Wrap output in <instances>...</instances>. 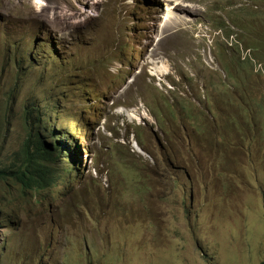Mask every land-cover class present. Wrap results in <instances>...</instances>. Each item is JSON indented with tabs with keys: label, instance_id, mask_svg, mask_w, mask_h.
<instances>
[{
	"label": "rangeland",
	"instance_id": "obj_1",
	"mask_svg": "<svg viewBox=\"0 0 264 264\" xmlns=\"http://www.w3.org/2000/svg\"><path fill=\"white\" fill-rule=\"evenodd\" d=\"M172 6L0 0V169L52 98L78 170L0 182V264H264V0Z\"/></svg>",
	"mask_w": 264,
	"mask_h": 264
},
{
	"label": "trees",
	"instance_id": "obj_2",
	"mask_svg": "<svg viewBox=\"0 0 264 264\" xmlns=\"http://www.w3.org/2000/svg\"><path fill=\"white\" fill-rule=\"evenodd\" d=\"M51 99L49 98L48 101ZM22 111V125L26 138L22 148L12 159L11 165L0 169V182L17 184L24 191H30L34 196L41 197L43 190H48L50 185L57 188L58 178L60 180L66 179L72 171L77 172V169L75 168V160L71 156H69V160H71L69 165L66 161L64 162L65 165H60L61 156L64 154L62 142L55 139L52 141L54 143L50 145L40 137L41 130L46 137L49 135L48 129L45 125L43 126V120L54 110H42L29 104L25 105ZM51 137H53L52 134H50L52 140ZM53 165L56 167H52ZM70 165L74 168H70ZM67 172H69L68 175L62 176ZM2 213L0 210V225Z\"/></svg>",
	"mask_w": 264,
	"mask_h": 264
},
{
	"label": "bare ground",
	"instance_id": "obj_3",
	"mask_svg": "<svg viewBox=\"0 0 264 264\" xmlns=\"http://www.w3.org/2000/svg\"><path fill=\"white\" fill-rule=\"evenodd\" d=\"M159 2L162 1L163 5H164V10H162V20L165 21L167 19H169L170 17H174V18H178V13L173 10V6L172 4H175L177 2V0H158ZM41 3L43 4V2L41 1ZM163 23H160L159 26H161ZM165 25V23H164ZM163 25V26H164ZM156 75H162L164 72H165V69H164V66L161 65V66H156L154 68V71H153ZM157 75V76H158ZM128 118V117H127ZM134 149L140 153V154H144L142 152V150L140 148H138L137 146L134 147Z\"/></svg>",
	"mask_w": 264,
	"mask_h": 264
},
{
	"label": "clouds",
	"instance_id": "obj_4",
	"mask_svg": "<svg viewBox=\"0 0 264 264\" xmlns=\"http://www.w3.org/2000/svg\"><path fill=\"white\" fill-rule=\"evenodd\" d=\"M161 3H162V1H161ZM152 5L153 6H159V8L161 9V7H160V2L158 1V0H152ZM162 5H163V3H162ZM249 59V58H248ZM49 99V98H48ZM45 102H48V104H46V106L44 107V105H42V107L45 109V110H47V111H51V110H53V107H48V105L50 104V103H52L53 102V99H51L50 101H48V100H46ZM47 107V108H46ZM54 112H52V113H50V114H53ZM45 126H46V128L48 129V131H49V133L50 134H52V130L50 129V127H47V125H46V123H45ZM60 141V140H59ZM60 142H62V141H60ZM63 144H65L64 142H62ZM136 146V144H133V148ZM64 150H65V147H64ZM68 154H71V153H68ZM69 156H71L72 157V159H74L75 160V166H76V164H77V162H76V159H75V157L71 154V155H69ZM69 156H67L66 158L67 159H65V161L67 162V160H68V162L67 163H71V160H69ZM68 164V165H69ZM54 166V168L56 167L55 165H53ZM52 166V167H53ZM72 166V165H71ZM76 168V167H75ZM77 173H78V170H77ZM76 173V174H77ZM61 176V175H60ZM63 176V175H62ZM67 179V178H66ZM65 180V179H64ZM58 181L59 182H62L63 181V179L62 180H60V178H58ZM64 183H65V181H64Z\"/></svg>",
	"mask_w": 264,
	"mask_h": 264
},
{
	"label": "water",
	"instance_id": "obj_5",
	"mask_svg": "<svg viewBox=\"0 0 264 264\" xmlns=\"http://www.w3.org/2000/svg\"><path fill=\"white\" fill-rule=\"evenodd\" d=\"M141 155V154H140Z\"/></svg>",
	"mask_w": 264,
	"mask_h": 264
}]
</instances>
